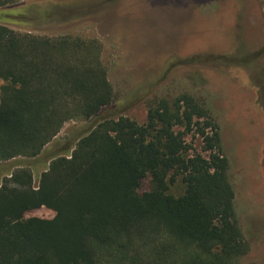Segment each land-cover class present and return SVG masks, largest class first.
<instances>
[{"label":"trees","instance_id":"1","mask_svg":"<svg viewBox=\"0 0 264 264\" xmlns=\"http://www.w3.org/2000/svg\"><path fill=\"white\" fill-rule=\"evenodd\" d=\"M0 82V164L27 161L0 170V264H242L249 244L204 100H152L141 125L105 117L114 93L98 41L3 25ZM42 209L50 218L28 216Z\"/></svg>","mask_w":264,"mask_h":264},{"label":"rangeland","instance_id":"2","mask_svg":"<svg viewBox=\"0 0 264 264\" xmlns=\"http://www.w3.org/2000/svg\"><path fill=\"white\" fill-rule=\"evenodd\" d=\"M0 25L35 37L98 41L114 93L105 117L141 125L152 100L182 93L204 100L249 244L242 264H264V0H18L0 8ZM87 122L64 125L56 139L87 129ZM186 143L191 154L206 155L198 138L188 135ZM18 164L27 161L2 163L0 170ZM149 186L144 179L139 192ZM171 192L181 193L179 181ZM50 215L42 209L28 216Z\"/></svg>","mask_w":264,"mask_h":264}]
</instances>
